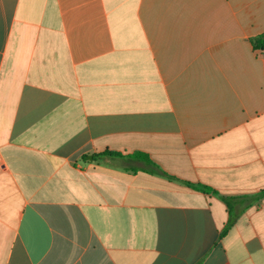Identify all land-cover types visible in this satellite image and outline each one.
I'll use <instances>...</instances> for the list:
<instances>
[{
    "label": "crops",
    "instance_id": "0c3cea01",
    "mask_svg": "<svg viewBox=\"0 0 264 264\" xmlns=\"http://www.w3.org/2000/svg\"><path fill=\"white\" fill-rule=\"evenodd\" d=\"M260 35L264 0H0V264H264Z\"/></svg>",
    "mask_w": 264,
    "mask_h": 264
},
{
    "label": "trees",
    "instance_id": "16d2710c",
    "mask_svg": "<svg viewBox=\"0 0 264 264\" xmlns=\"http://www.w3.org/2000/svg\"><path fill=\"white\" fill-rule=\"evenodd\" d=\"M252 47L255 51H259L260 53H264V35L257 36L251 40ZM103 156H108L112 158H116L119 160L124 161H141L147 165L148 169L152 173H161L160 169L149 159V157L143 153H132L128 155H122L121 153H111V152H105L98 155H94V158H100ZM191 185V184H188ZM193 187L199 188L203 191H211V189L206 188L201 185H191ZM223 234H221L222 238Z\"/></svg>",
    "mask_w": 264,
    "mask_h": 264
},
{
    "label": "water",
    "instance_id": "95a60500",
    "mask_svg": "<svg viewBox=\"0 0 264 264\" xmlns=\"http://www.w3.org/2000/svg\"><path fill=\"white\" fill-rule=\"evenodd\" d=\"M90 158V157H89Z\"/></svg>",
    "mask_w": 264,
    "mask_h": 264
}]
</instances>
